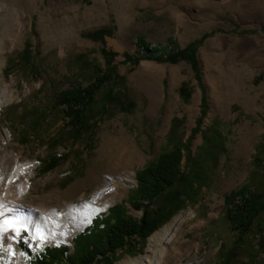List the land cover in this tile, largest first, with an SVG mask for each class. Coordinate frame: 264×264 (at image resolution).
Segmentation results:
<instances>
[{
	"label": "rangeland",
	"instance_id": "374dc122",
	"mask_svg": "<svg viewBox=\"0 0 264 264\" xmlns=\"http://www.w3.org/2000/svg\"><path fill=\"white\" fill-rule=\"evenodd\" d=\"M25 2L28 8L19 0H0V201L45 211L98 201L83 226L62 239L31 244L28 229L20 226L13 240L18 257L7 251L3 264H28L24 248L31 254L47 245L71 248L72 237L91 219L127 199L136 186L135 172L155 159L171 119L181 120L178 133L187 140L200 117L201 89L189 63L142 58L126 73L128 62L118 55L117 72L126 74L116 86L135 107H108L93 119L90 137L84 133L75 142L62 138L68 127L57 94L69 86L87 85L94 64L104 65L102 44L86 36L102 26L113 30L105 37L106 46L131 55H142L138 37L152 46L182 48L213 31L196 51L207 102L201 129L211 125L212 131H220L225 147L208 169L210 182L200 201L173 215L147 237L143 248L134 244L133 253L125 250L112 264L149 255L153 260L160 249L165 251L160 264H264V209L242 231L231 258L220 260L237 237L224 216V196L244 183L252 168L264 169V158L256 151L264 143V0ZM26 45L31 52L27 63L21 56ZM183 80L192 87L188 100L178 91ZM55 138L60 139L57 144L51 142ZM190 149L202 152L200 132L192 137ZM60 154L65 159L55 168L38 171L41 159ZM185 162L183 158L182 167ZM28 171L27 191H7L13 177ZM106 184L116 186L120 195L99 199L95 190ZM128 208L134 216L141 215V210ZM161 230L163 236L154 238L151 247L150 239Z\"/></svg>",
	"mask_w": 264,
	"mask_h": 264
},
{
	"label": "trees",
	"instance_id": "16d2710c",
	"mask_svg": "<svg viewBox=\"0 0 264 264\" xmlns=\"http://www.w3.org/2000/svg\"><path fill=\"white\" fill-rule=\"evenodd\" d=\"M212 32H204L182 48H160L138 37L142 55L136 51L135 55L126 51L119 53L107 47L105 37L113 34L110 26L87 32V37L102 44L100 53L104 65L94 64V72L87 85L69 86L58 92L57 103L63 105L68 127L62 138L75 142L80 140L84 133H88L90 137L95 126L93 119L107 111L108 107L121 111L132 110L135 107L134 100L116 85L123 83L125 74L132 71L142 58L161 63H177L184 60L190 64L201 89L200 117L196 119L187 140H182L178 133L181 120L173 117L165 142L155 159L135 172L136 186L129 190L127 199L108 207L106 214L96 215L89 225L72 237L71 248L68 245H47L35 254L24 248L28 255V264H112L125 250L133 253L135 245L138 249L143 248L147 237L173 215L200 201L203 188L210 182L208 169L215 166L218 154L225 151L222 144L224 135L220 131H212L211 125L201 129L202 117L207 112V102L196 51ZM118 55L128 62L126 73L117 72L114 60ZM21 56L24 62L30 61L31 52L28 45L24 47ZM178 91L184 100H188L192 87L183 80ZM197 132L201 133L202 152H192L190 149V141ZM59 140L55 138L51 142L57 144ZM256 151L264 158V143L258 144ZM183 158L186 160L184 167ZM62 159H65V154L49 155L40 160L38 171L45 173L55 168ZM224 202V216L231 229L237 230V237L232 246L220 254V260L226 262L243 236L242 231L250 226L264 209V169L252 168L247 180L224 196ZM128 206L141 210V215L136 217L131 214Z\"/></svg>",
	"mask_w": 264,
	"mask_h": 264
},
{
	"label": "bare ground",
	"instance_id": "6f19581e",
	"mask_svg": "<svg viewBox=\"0 0 264 264\" xmlns=\"http://www.w3.org/2000/svg\"><path fill=\"white\" fill-rule=\"evenodd\" d=\"M20 3L28 8V2L25 0H19ZM19 3V4H20ZM254 53V52H253ZM252 53V54H253ZM253 56V55H252ZM2 102H0L1 105ZM30 172L22 175L19 179L13 177L11 183L7 185V191H15L16 194L27 191L28 189V177ZM105 185L104 187L97 188V197L106 200V198H113L116 195H120V190L115 186L114 188ZM95 197V196H94ZM97 200H92L89 203L81 204L78 207H72L69 204H65L62 208H55L51 210H41L30 206H16L7 200L0 201V227H4L0 233V264L5 262L6 252L9 251L12 258L18 257V248L15 246L13 240L14 235L18 232L20 226L26 227L29 231V241L31 244L42 243L47 239H62L68 236L71 232L79 229L85 223V218L89 215L90 211ZM8 216L10 219H2V217ZM164 231L158 232L154 237L150 239L151 247H153V239L161 238ZM43 236V239H41ZM172 238V233L168 235L167 240ZM165 251L159 250V257L151 260V255L142 258H136L129 264H160L163 259ZM121 264H128L123 261Z\"/></svg>",
	"mask_w": 264,
	"mask_h": 264
},
{
	"label": "water",
	"instance_id": "95a60500",
	"mask_svg": "<svg viewBox=\"0 0 264 264\" xmlns=\"http://www.w3.org/2000/svg\"><path fill=\"white\" fill-rule=\"evenodd\" d=\"M106 213H107V211H106ZM106 213H105V214H106ZM90 223H91V221H90ZM82 230H83V228H82L80 231H82ZM80 231H78V232H80Z\"/></svg>",
	"mask_w": 264,
	"mask_h": 264
},
{
	"label": "snow or ice",
	"instance_id": "6c2138e0",
	"mask_svg": "<svg viewBox=\"0 0 264 264\" xmlns=\"http://www.w3.org/2000/svg\"><path fill=\"white\" fill-rule=\"evenodd\" d=\"M18 231V230H17ZM41 239H43V236H41Z\"/></svg>",
	"mask_w": 264,
	"mask_h": 264
}]
</instances>
